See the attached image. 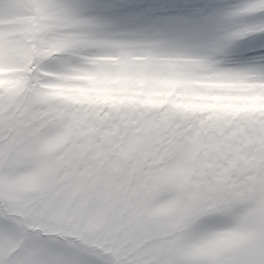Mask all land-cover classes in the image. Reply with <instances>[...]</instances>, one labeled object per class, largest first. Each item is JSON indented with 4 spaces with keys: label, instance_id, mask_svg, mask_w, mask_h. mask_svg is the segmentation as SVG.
Here are the masks:
<instances>
[{
    "label": "snow or ice",
    "instance_id": "obj_1",
    "mask_svg": "<svg viewBox=\"0 0 264 264\" xmlns=\"http://www.w3.org/2000/svg\"><path fill=\"white\" fill-rule=\"evenodd\" d=\"M0 264H264V0H0Z\"/></svg>",
    "mask_w": 264,
    "mask_h": 264
}]
</instances>
